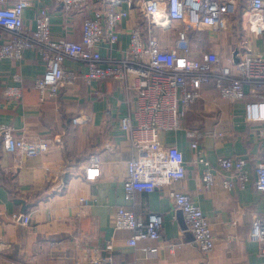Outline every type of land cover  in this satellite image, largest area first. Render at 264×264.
Wrapping results in <instances>:
<instances>
[{
  "label": "crops",
  "instance_id": "1",
  "mask_svg": "<svg viewBox=\"0 0 264 264\" xmlns=\"http://www.w3.org/2000/svg\"><path fill=\"white\" fill-rule=\"evenodd\" d=\"M8 1L12 4L15 0ZM236 1L238 10L228 32L221 36L197 33L200 46L220 50L225 65H231L230 59L242 44L264 57V32L250 31L243 15L248 0ZM28 2L26 28L33 29L40 10L47 8L52 37L81 42L88 12L66 14L54 0ZM0 37L2 41L3 35ZM122 40L125 49L128 36L122 35ZM66 65L86 72L79 62L68 60ZM45 71L34 51H27L19 62L0 60V124L11 125L17 135L30 140L53 141L46 155L32 159L0 148V239L10 245L1 253L0 264H92V260L106 257L112 260L105 264H264L260 244L249 238L253 218L264 211V195L253 191L252 176L244 188L236 185L227 191L223 181L229 175L217 165L220 157L242 156L253 161L264 152V123L246 121L243 101L232 103L222 98L212 83L203 85L200 98L186 110L184 130L161 134L162 142L176 145L184 154L186 176L174 183V188L189 194L201 207L215 237L214 250L206 255L186 231L182 213L162 190L126 197L127 162L135 151L118 127V118L127 116L130 109L117 85L108 81L89 86L81 80L74 87H63L58 97L42 99L34 81ZM15 76H20L21 82ZM8 86L22 87L21 101H8ZM93 88L105 98L96 100ZM80 113L92 116L85 127L71 122ZM188 131H198L201 136L190 137ZM193 141L214 167L215 178L209 188L203 179L205 166L197 161L191 146ZM95 154L102 162L101 176L89 182L84 178L85 167ZM60 184L61 190L52 192ZM84 199L89 207L81 206ZM120 206L135 209L144 217L151 212L161 214L167 240L176 243L173 251L153 240L141 241L137 247L128 245L132 233L114 229L115 210ZM15 213L29 215V223L12 221ZM77 230L79 246L74 242ZM159 244L161 249L154 258L142 250Z\"/></svg>",
  "mask_w": 264,
  "mask_h": 264
},
{
  "label": "built area",
  "instance_id": "2",
  "mask_svg": "<svg viewBox=\"0 0 264 264\" xmlns=\"http://www.w3.org/2000/svg\"><path fill=\"white\" fill-rule=\"evenodd\" d=\"M64 13H89L82 24L81 42L56 40L51 33V13L42 8L33 29L24 26L28 0H0V60L22 61L27 51L36 52L46 71L34 81V89L42 99L58 97L63 87H74L83 80L114 82L124 94L129 114L118 118V127L135 151L127 162L124 190L128 199L137 193L162 190L184 218L186 231L199 249L209 255L215 237L201 207L192 197L174 188V183L186 176L183 152L174 144L162 142L161 134L184 130L188 107L201 96L203 85L212 83L222 98L234 103L244 102L245 119L249 123H264V57L246 44L238 48L225 65L220 50L202 48L198 32L221 36L232 26L238 10L236 0H54ZM250 31L264 32V0H248L243 11ZM128 36L122 48V35ZM104 52V54H103ZM118 53V54H116ZM79 62L86 72L75 70L66 61ZM15 79L21 82L20 76ZM96 100L105 95L93 88ZM9 102L23 97L21 86H8ZM92 116L80 113L71 120L75 126H87ZM190 137H200L198 131H188ZM264 137V132L261 134ZM53 146L50 139L30 140L17 135L9 124H0V148L6 153L32 159L46 155ZM197 161L205 166L203 179L209 188L214 182L213 165L206 159L197 141L191 144ZM111 148L110 145L106 146ZM99 155H92L85 167V180L96 181L101 176ZM217 165L228 173L223 185L232 191L236 185L244 188L253 177L255 193L264 195V152L255 160L246 157H220ZM250 166V168L248 167ZM67 170V167L66 169ZM63 185L53 187L52 192ZM82 207H89L83 200ZM12 221L28 224L29 215L13 214ZM164 217L151 212L144 217L135 209L118 207L114 214V229L132 233L127 243L137 247L144 240L163 243L173 251L176 243L167 240ZM260 244L264 255V211L256 213L249 234ZM76 246L81 243L79 231L74 235ZM54 245L56 242L53 243ZM10 245L0 239V255ZM108 250L112 249L108 245ZM161 245L143 247L148 257L158 255ZM111 257L92 260V264L111 262Z\"/></svg>",
  "mask_w": 264,
  "mask_h": 264
}]
</instances>
